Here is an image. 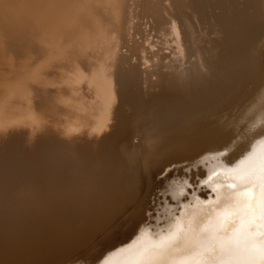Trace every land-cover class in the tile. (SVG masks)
I'll return each instance as SVG.
<instances>
[{
    "label": "bare ground",
    "instance_id": "6f19581e",
    "mask_svg": "<svg viewBox=\"0 0 264 264\" xmlns=\"http://www.w3.org/2000/svg\"><path fill=\"white\" fill-rule=\"evenodd\" d=\"M129 1L0 0V264H67L111 227L147 163L160 168L208 141L169 137L152 161L128 141L137 127L183 126L253 77L264 0ZM144 23L161 36L135 41ZM254 145L233 168L208 170V219L142 237L103 264H264V140ZM120 149L132 161L124 167Z\"/></svg>",
    "mask_w": 264,
    "mask_h": 264
},
{
    "label": "rangeland",
    "instance_id": "374dc122",
    "mask_svg": "<svg viewBox=\"0 0 264 264\" xmlns=\"http://www.w3.org/2000/svg\"><path fill=\"white\" fill-rule=\"evenodd\" d=\"M130 3H133L132 0L128 5H132ZM136 10L138 11V7ZM144 25L145 23L142 28L140 27L139 34L132 33L135 41L137 39L139 43L142 41L140 37L146 36L147 33L151 35L146 36L144 38L146 40L155 36L153 35L155 32L153 33L151 29L147 31V28L145 31ZM157 33H155L156 36L160 37L161 34ZM256 63L260 64H257V68L253 71V77L243 82L239 92L234 93L228 102L223 103L218 112L195 114L194 118L189 117L188 122H183L185 125L182 123L183 126L165 130L170 133L155 134L154 131V133L149 131L148 127H137L140 131L135 132L128 141H131V144L139 150L145 145L148 157L150 154L153 155L152 161L160 159L162 150L167 146L164 139L169 137H195L196 141L198 139L208 141L206 140L207 143L194 152L172 159L165 164L161 163L160 168L158 165L151 164L148 169L147 163L140 174L143 178L139 181L140 183L138 182L136 193L127 187L123 188L121 192L123 199L117 204V207L121 208L113 215V221L110 224L112 228L109 227L110 229L108 228L109 230L107 229L104 234H99V237L95 238L96 242L92 241L94 243L91 242L88 247L80 250L70 260L68 259L67 264H103L142 237L158 239L178 226H198L212 215L214 209L212 201L215 198L213 193L208 192L209 183L206 178L208 170L216 166L233 168L252 152L256 146L254 144L264 140V48L258 54ZM154 104L153 100V104L149 106L154 107ZM153 134L160 135L163 138V144L153 143V136H155ZM117 152L121 158L120 166L124 167L132 162L122 154L121 149ZM137 161L142 163L143 158L134 160V162ZM136 208L140 209L138 210L140 220L138 219L137 226L132 227ZM132 234H134L133 238L124 241L125 237Z\"/></svg>",
    "mask_w": 264,
    "mask_h": 264
},
{
    "label": "snow or ice",
    "instance_id": "6c2138e0",
    "mask_svg": "<svg viewBox=\"0 0 264 264\" xmlns=\"http://www.w3.org/2000/svg\"><path fill=\"white\" fill-rule=\"evenodd\" d=\"M253 186V180H248L245 182L244 185L241 186V193H244L248 189H250ZM260 190L262 193V203H261V210H262V215H261V220L264 221V162H262L261 165V182H260ZM261 228L264 229V223L261 224ZM171 243V238L167 240H161L160 244L158 247H164L167 246L168 244Z\"/></svg>",
    "mask_w": 264,
    "mask_h": 264
}]
</instances>
